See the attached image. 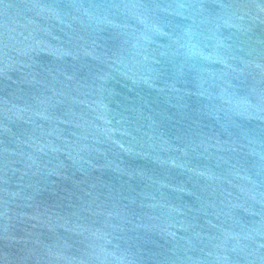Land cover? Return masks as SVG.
I'll list each match as a JSON object with an SVG mask.
<instances>
[{
  "label": "water",
  "instance_id": "1",
  "mask_svg": "<svg viewBox=\"0 0 264 264\" xmlns=\"http://www.w3.org/2000/svg\"><path fill=\"white\" fill-rule=\"evenodd\" d=\"M0 264H264V0H0Z\"/></svg>",
  "mask_w": 264,
  "mask_h": 264
}]
</instances>
